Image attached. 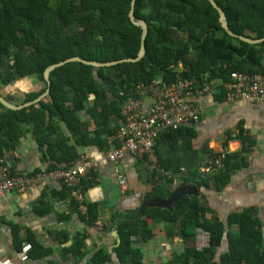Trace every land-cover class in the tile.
<instances>
[{"label": "trees", "instance_id": "obj_1", "mask_svg": "<svg viewBox=\"0 0 264 264\" xmlns=\"http://www.w3.org/2000/svg\"><path fill=\"white\" fill-rule=\"evenodd\" d=\"M131 1L0 0L1 83L7 85L17 78L35 75L45 83L44 73L49 66L74 57L101 63L136 59L142 30L130 21ZM214 1L224 11L234 34L264 39V0ZM135 16L148 25L145 57L136 63L103 68L68 63L50 74L48 103L41 102L39 107L22 111L8 110L0 104V152L13 148L18 142L19 137L13 131L23 117L33 123L40 144L45 143L42 135L51 129L50 126L46 128L49 116L51 120L58 118L63 122L80 146L89 138V133L81 130L79 113L88 111L95 125L102 123L107 128L109 119L120 115L125 100L119 97V90L129 89L132 84L159 78L170 82L177 74L226 82L235 72H264V42L248 44L229 36L221 27L218 11L208 0H136ZM180 63L187 71L179 73ZM38 96L31 95L27 99L34 100ZM216 97L224 101L223 89ZM91 98L94 104L89 109ZM96 135L95 139L104 144V132L97 130ZM55 136L56 143L49 146L44 155L50 154L57 163L67 164L74 160L76 154L68 147V140L61 138L58 132ZM5 138L10 139L9 143ZM239 139L243 151L225 154L221 165L213 166L218 172L211 178L199 175L194 182L192 176L181 181L180 186L197 187L196 195L180 198L171 211L150 208L143 217L137 210L126 212L117 225L121 244L116 251L122 264H142V254L133 247L132 239L150 240L153 236L150 221L166 222L171 230L174 224L181 238L190 243H196L198 229L210 235L209 247L199 251L191 246L170 264H264V224L255 215L254 208L229 213L222 220L209 216L210 209L200 199L202 188L210 189V183L214 182L215 190L221 192L230 184L233 175L246 167L243 155L250 151L253 141H244L242 136ZM157 147L158 144L156 151ZM58 149L62 154L55 157ZM218 158L216 155L215 159ZM161 192V195L155 192L161 200L168 199L172 193L165 189ZM86 207V220L94 224L95 209L87 203ZM28 242L31 255L38 246L32 238ZM21 250L22 247L19 252ZM75 253L85 256L79 250ZM108 259V253L102 249L94 254L91 264H105Z\"/></svg>", "mask_w": 264, "mask_h": 264}, {"label": "crops", "instance_id": "obj_2", "mask_svg": "<svg viewBox=\"0 0 264 264\" xmlns=\"http://www.w3.org/2000/svg\"><path fill=\"white\" fill-rule=\"evenodd\" d=\"M213 82L216 90L222 85V80ZM45 83L37 75L17 78L7 85L0 81V95L15 106H23L45 94L48 88ZM139 84L142 83L119 90V97L127 98ZM36 94L39 96L34 100L27 99ZM49 94L36 104L12 111L48 103ZM93 104L94 98H91L87 108ZM195 104L202 110L201 122L184 126L171 136H160L158 142L156 152L160 166L165 168L166 165L165 169L178 171L175 172L177 177L170 180L161 178L147 160L134 155H124L117 164L108 159L107 145L120 129L121 111L119 116L109 119L107 128L102 123L95 125V119L88 111L80 112L81 130L89 133V138L80 146L75 143L73 133L58 118L51 120L47 116L46 128L50 126L51 129L42 135L45 143L41 144L33 123L21 118L13 131L19 137L18 142L13 148L3 149L9 153L8 163L12 171L25 176L39 171H54L52 166L59 170L84 163H87L86 167L96 165L80 179L85 205L87 203L95 209L96 220L94 224L88 223L86 212L80 210L82 203L71 196L69 187L62 181L48 182L45 186L22 192H9L0 198V260L14 257L21 247L30 244L28 240L32 238L38 248L29 255L28 261L19 264H91L94 254L102 249L109 255L105 264H122L116 251L121 244L117 225L126 212L137 210L143 217L150 208L143 213L141 207L146 201L158 199L161 189L173 193L178 187H185L180 184L186 177L195 178L193 182L199 175L200 178H211L218 172L213 166H220L214 165L218 160L216 155L222 157L243 151L240 136L245 138L244 141H253L250 151L243 155L246 167L235 173L221 192L215 190L214 182L210 183L212 188H202L200 199L210 209L211 217L224 220L229 213L252 207L264 224V104L242 100L225 102L216 95L206 94L197 96ZM97 130L104 132V144L95 139ZM56 132L68 140V147L73 148L76 154V158L67 164L55 162L50 154L44 155L49 146L56 143ZM4 140L10 141L9 138ZM226 141L227 146L224 147ZM2 143L5 144L4 141ZM61 154L58 149L54 155L59 157ZM204 170L208 172L203 173ZM118 172L126 178L124 192L117 179ZM189 187L198 191L195 186ZM148 224L153 228L150 240L132 239L133 247L142 254V264H170L174 258L185 254L187 248L196 246L195 242L183 240L174 224H171L172 230L166 222L150 221ZM78 250L85 256L76 255Z\"/></svg>", "mask_w": 264, "mask_h": 264}, {"label": "built area", "instance_id": "obj_3", "mask_svg": "<svg viewBox=\"0 0 264 264\" xmlns=\"http://www.w3.org/2000/svg\"><path fill=\"white\" fill-rule=\"evenodd\" d=\"M179 70V73L185 72ZM223 89L224 101L242 100L253 104H264V72L248 74L235 72L230 80L222 82L219 89L207 78H185L180 74L167 82L161 78L135 86L125 98L121 110V126L115 136L109 139L108 159L117 164L124 155H134L147 160L151 169L161 178L175 179V172L160 166L156 146L160 136L172 134L187 125L201 122L202 110L195 104L200 95H216ZM8 151L0 152V198L12 191H25L29 188L45 186L48 182L62 181L69 187L71 196L81 202L80 210L87 213L80 179L91 165L84 163L71 169L39 171L32 175L19 176L14 173L8 163ZM223 156L214 165H221ZM208 172V170H204ZM121 190L126 191V178L117 174ZM97 224H99L97 222ZM208 242H207V240ZM209 233L198 229L196 233V249L202 251L209 247ZM31 245L26 244L14 257L0 260V264H19L28 261Z\"/></svg>", "mask_w": 264, "mask_h": 264}, {"label": "water", "instance_id": "obj_4", "mask_svg": "<svg viewBox=\"0 0 264 264\" xmlns=\"http://www.w3.org/2000/svg\"><path fill=\"white\" fill-rule=\"evenodd\" d=\"M208 1L218 11L219 22L221 24V27L229 36H231L232 38L239 39V40H241L245 43H248V44H259L261 42H264V39L254 40V39H250V38H247L244 36H238V35L234 34L228 25V20L226 18L224 11L216 4V2L214 0H208ZM135 5H136V0H132L131 1V9L129 12V18H130V21L132 22V24L134 26L139 27L142 30L141 47H140L138 57L136 59H124V60L115 61V62L101 63V62H97V61H87V60L82 59L81 57L70 58V59L62 61L60 63L53 64L45 70L44 78H45V81L47 82L48 88H47L45 94L42 95L40 98H38V99H36L30 103H26L23 106H15L10 101L6 100L4 97H2L0 95V104L9 110H20L24 107H28V106H31L33 104L40 102L46 95H48L50 93V86H51L50 74L54 70H56L57 68H60V67L66 65L68 63L79 62V63L85 64L88 66H92L94 68H103V67H113L115 65L122 64V63H136V62L140 61L141 59H143L145 57V54H146L145 41H146V38L148 36L149 30H148V25L144 20L136 18V16H135ZM196 193H197V191H196V188H194V187H189V186L178 187L177 189L174 190L172 195L166 200L154 199V200L146 201L143 204V206L141 207V212L144 213L146 208H160V209H166V210L171 211L172 205L176 201H178L180 198H182L184 196H193V195H196Z\"/></svg>", "mask_w": 264, "mask_h": 264}, {"label": "rangeland", "instance_id": "obj_5", "mask_svg": "<svg viewBox=\"0 0 264 264\" xmlns=\"http://www.w3.org/2000/svg\"><path fill=\"white\" fill-rule=\"evenodd\" d=\"M178 68H179V70H185L186 68L183 66V64L182 63H180L179 65H178ZM203 173H205V171H202ZM177 177V176H176ZM175 177V178H176ZM184 177V176H183ZM208 178V177H207ZM207 240V239H206ZM207 242H208V240H207Z\"/></svg>", "mask_w": 264, "mask_h": 264}]
</instances>
